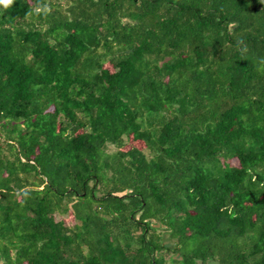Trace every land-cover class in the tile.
<instances>
[{
	"label": "trees",
	"instance_id": "1",
	"mask_svg": "<svg viewBox=\"0 0 264 264\" xmlns=\"http://www.w3.org/2000/svg\"><path fill=\"white\" fill-rule=\"evenodd\" d=\"M0 264H264V0L0 5Z\"/></svg>",
	"mask_w": 264,
	"mask_h": 264
},
{
	"label": "rangeland",
	"instance_id": "2",
	"mask_svg": "<svg viewBox=\"0 0 264 264\" xmlns=\"http://www.w3.org/2000/svg\"><path fill=\"white\" fill-rule=\"evenodd\" d=\"M105 66L109 67L110 69H112V66L109 63H107ZM123 139L125 140V143H124V145L122 147V150L129 149L131 147H136V148L144 151L145 153H149V149L147 148L146 144L142 140L134 139L132 135L124 136ZM114 149L115 148L112 145L108 147V150H110V151H112ZM228 161L232 165H237L239 163V161H238V159L236 157L231 158ZM57 217L59 218L60 216L58 215ZM65 221L67 223H72L73 222L72 215L70 214V215L66 216L65 217ZM172 242H173V240L168 238L165 243L167 245H169V244L172 245ZM160 263H161V261H160Z\"/></svg>",
	"mask_w": 264,
	"mask_h": 264
},
{
	"label": "clouds",
	"instance_id": "3",
	"mask_svg": "<svg viewBox=\"0 0 264 264\" xmlns=\"http://www.w3.org/2000/svg\"><path fill=\"white\" fill-rule=\"evenodd\" d=\"M14 0H0V5H3L4 7H8L12 5Z\"/></svg>",
	"mask_w": 264,
	"mask_h": 264
}]
</instances>
